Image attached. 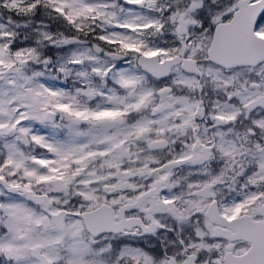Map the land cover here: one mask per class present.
<instances>
[{
  "label": "snow or ice",
  "instance_id": "6c2138e0",
  "mask_svg": "<svg viewBox=\"0 0 264 264\" xmlns=\"http://www.w3.org/2000/svg\"><path fill=\"white\" fill-rule=\"evenodd\" d=\"M0 264H264V0H0Z\"/></svg>",
  "mask_w": 264,
  "mask_h": 264
}]
</instances>
